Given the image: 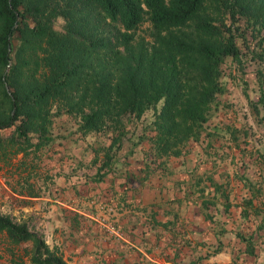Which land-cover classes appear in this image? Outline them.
Segmentation results:
<instances>
[{
  "label": "trees",
  "instance_id": "16d2710c",
  "mask_svg": "<svg viewBox=\"0 0 264 264\" xmlns=\"http://www.w3.org/2000/svg\"><path fill=\"white\" fill-rule=\"evenodd\" d=\"M88 1L104 17L114 24H120L122 30H115L118 36L114 39L126 53L118 54V50H111L115 43L105 36L92 38L70 27L69 23L65 24L63 33L55 31L51 25L54 17H50L53 13H44L43 8L46 6L41 1L0 0V129L9 130L4 137L6 143L3 147L9 145L22 150L31 146L38 149L48 140L45 125L49 116L47 104L60 99L67 89L76 90L80 84L77 81L78 73L84 67L91 68L88 56L79 55L82 47L87 50V54L102 47L104 52H111L112 58L117 57L115 71L106 70L96 74L93 68V73H90L93 79L81 81V93L67 106L75 105L78 108L76 113L82 132L109 131L111 139L107 147L114 146L117 149L121 136L126 133V124L139 119L146 109H155L159 103L156 115L151 120L154 130L151 139L158 148L164 150L167 144H175L189 137L196 138L197 127L207 118L209 109L215 106L216 95L224 89L218 73L223 56L237 58L238 48L229 28L226 27L230 37L221 39L219 36L223 30L220 27L209 18L199 19L205 0ZM209 1L220 3V0ZM228 5L231 14L252 9L264 21V5L258 0H243V3L242 0H230ZM237 5L238 9H235ZM144 19L148 20L151 27L152 45L160 48L152 46L149 54L142 47L133 51V46L128 44L131 30ZM186 26L197 32L193 36L186 31L175 32ZM42 40L47 44L44 47L41 46ZM261 40L264 42V31ZM36 49L44 52L40 60L42 65L52 67V73L37 79L31 72L28 75L33 80L32 84L18 86L14 78L18 73L15 62L6 71L4 69L12 55L18 58L25 54L36 67L39 63ZM260 53L257 56L264 59V49ZM97 62H100V58ZM76 76L77 79L73 81ZM254 81L259 89L258 78L254 77ZM86 89L91 90V97L81 98ZM261 101L264 107L263 97ZM82 104L88 106L87 111L81 109ZM31 134L36 135L34 137ZM205 134L207 136L208 131ZM2 141L0 133V145ZM110 160L100 163L87 181L102 180L108 172L102 168ZM123 163L127 164L126 161ZM140 167L145 172L143 165ZM128 169L123 168L119 172H125L127 178L131 171ZM214 185L216 190L221 189L218 184ZM221 194L227 208L226 195ZM0 232L11 243L30 241L31 264H66L58 246L49 247L25 221H15L8 214L0 212ZM238 235L244 240L242 250L253 255L251 237ZM219 246L220 240L217 239L213 249ZM192 264L196 263L192 261Z\"/></svg>",
  "mask_w": 264,
  "mask_h": 264
},
{
  "label": "rangeland",
  "instance_id": "374dc122",
  "mask_svg": "<svg viewBox=\"0 0 264 264\" xmlns=\"http://www.w3.org/2000/svg\"><path fill=\"white\" fill-rule=\"evenodd\" d=\"M30 1H41L46 6L43 8L44 13H53L50 17H54L51 25L55 31L63 33L66 28L65 24L69 23L70 27L73 26L78 32L90 35L92 38L105 36L110 42L115 43L111 50H118V54L126 53L122 45H118L114 39L118 36L115 30H122L120 24H114L113 21L104 17L90 1ZM229 1L220 0V3H216L205 0L199 14V19L209 18L212 23L223 30L219 36L221 39L224 36L230 37L226 27L229 28L238 48V54L237 58L229 55L223 56L218 67L221 79L219 75L218 78L223 82L224 89L222 93L216 95L215 106L209 109L207 118L197 127L196 138L189 137L175 144H167L164 150L158 148L156 142L151 139L154 136L151 120L156 115L159 103L155 109H146L139 119L134 122L131 120L129 124H126V133L120 135L121 142L117 149L114 146L107 147L111 139L109 131L82 132L78 125L79 117L76 113L78 108L75 105L71 106L72 108H67V106L78 98V93H81V81L87 78L93 79L90 75L93 73V68L97 71L96 74L106 70L115 71V59H117V57L112 58L110 51L104 52L102 47L91 50L89 54L82 47L79 55L88 56L91 68L84 67L78 73V79L77 76L73 79V81L77 79L80 83L76 90L67 89L66 94L60 99L52 100L47 104L49 116H47L45 125L48 140L38 149L30 146L16 150L9 145L3 147L6 143L4 137L8 135L9 130L0 129L3 139L0 145V212L8 214L15 221H25L30 229L41 235L49 247H62L63 239L77 238V235L73 233V227L77 226L75 218L70 217L68 212L66 214L72 224L69 228H62V211L65 208L62 207V203H68L65 200L71 193V191L68 193L64 190L69 189L72 183L80 191L83 190L98 165L110 160L111 157L108 164L102 168L105 172L134 168L133 164L140 163L146 174L159 172L164 176L175 175V173L182 176L181 181L184 186L186 185L187 190L196 189L204 184V174L210 173L208 170L220 171V177L223 179L228 177L231 170L227 167V163L222 168L220 167V160L222 164L225 163L222 158L219 161L212 159L208 167L210 169H207L204 161V138L229 142L237 140L242 145L244 144V155H248L254 147H258L264 155V107L261 101V98H264V59L257 56L264 49V42L261 40L264 21L260 15H256L257 11L252 9L245 13L231 14L228 12ZM258 1L264 5V0ZM235 9H238V5ZM182 29L175 32L186 31L191 36L197 32L190 30L187 26ZM131 31L132 36L128 44L133 46V51L142 47V50L149 54L152 46L160 49L159 46L152 45L153 35L148 20L144 19ZM46 45V42L42 40L41 46ZM35 53H37L39 62L36 67L26 54L19 55L18 58L12 55L5 67L4 71L15 62L18 73L14 78L18 86L32 84L33 80L28 75L31 72L37 79L52 73V67L42 65L40 60L44 52L36 49ZM254 77L258 78L260 91L255 81L253 82ZM90 95L91 90L86 89L81 98L88 99ZM81 109L87 111L88 106L82 104ZM206 131H208L207 136ZM31 135L35 137L36 134ZM260 143L262 145L258 146ZM228 151L231 152L232 147L228 148ZM244 161L250 163L249 160L244 159ZM65 209L71 211L69 208ZM98 212L106 219L111 217L106 208L98 207ZM84 223L88 225L89 221L84 220ZM58 229L62 231L59 232ZM68 231L69 237L66 238ZM77 231L78 229L75 232ZM30 250V241L11 243L0 232V264H31ZM65 262L66 264L82 263L68 257Z\"/></svg>",
  "mask_w": 264,
  "mask_h": 264
},
{
  "label": "crops",
  "instance_id": "0c3cea01",
  "mask_svg": "<svg viewBox=\"0 0 264 264\" xmlns=\"http://www.w3.org/2000/svg\"><path fill=\"white\" fill-rule=\"evenodd\" d=\"M203 144L207 169L212 159H224L220 167L231 168L226 179L208 170L204 184L186 190L182 176L146 174L139 163L128 169L129 178L125 172H107L81 191L72 183L64 190L71 191L68 203H62L71 211L63 208L61 224L69 228V216L74 217L77 238L63 239L62 258L81 264H264L263 153L254 147L244 155V144L237 140L207 138ZM98 207L108 209L111 229L123 237L105 229ZM238 234L251 237L253 255L242 250ZM217 239L220 246L214 250Z\"/></svg>",
  "mask_w": 264,
  "mask_h": 264
},
{
  "label": "built area",
  "instance_id": "2783aa9c",
  "mask_svg": "<svg viewBox=\"0 0 264 264\" xmlns=\"http://www.w3.org/2000/svg\"><path fill=\"white\" fill-rule=\"evenodd\" d=\"M103 224H104V227L107 231H110V232H114L112 229H111V225L108 223V220L106 218H104L103 220ZM116 235H119L123 237V234L120 232V231H115L114 232Z\"/></svg>",
  "mask_w": 264,
  "mask_h": 264
}]
</instances>
